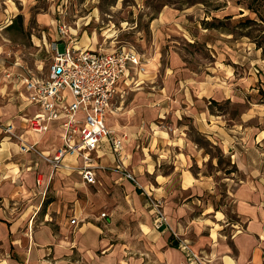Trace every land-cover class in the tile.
Returning <instances> with one entry per match:
<instances>
[{"label":"crops","instance_id":"crops-1","mask_svg":"<svg viewBox=\"0 0 264 264\" xmlns=\"http://www.w3.org/2000/svg\"><path fill=\"white\" fill-rule=\"evenodd\" d=\"M30 1L1 0L4 26L19 14L15 2ZM162 6L148 21L155 31L167 23L178 29L180 23L183 31L190 23L177 15L187 12ZM232 9L222 19L211 17L209 26L200 31L192 28V33L205 40L212 59L200 71L166 68L157 94L165 101L138 93L131 100L126 98L152 83L142 60V71L129 67L117 80L104 124L121 140V164L117 165L108 139H101L89 162L92 183L81 178L82 162L75 155H64L56 168L44 160L61 145L59 122L49 120L44 130H30L29 121L38 108L27 101L21 81L29 69L18 63L4 66L0 59V264H178L185 256L174 234L186 240L192 252L209 258V264H264V129H247L207 107L210 100H228L242 109L246 101L242 120L259 116L264 109V19L257 10ZM37 18L50 24L42 14ZM235 18L240 27L262 26L261 38L250 37L248 32L233 37L236 32L211 23L226 20L229 25ZM29 74L34 78L47 75ZM176 78L180 81L172 85ZM63 93L71 101L69 93ZM249 93L257 94L258 101L247 98ZM129 100L146 106L130 107L129 103L123 108V101ZM161 116L169 117L168 130L160 125ZM181 116L190 117L203 139L225 152L243 175L224 183L228 210L235 217H225L222 208L215 206L219 194L211 176L189 169L192 164L200 168L208 156L185 136V127L176 124ZM154 118L158 120L153 122ZM6 124L19 140L3 131ZM19 142L32 144L33 149L21 152ZM142 186L163 199L166 224L162 229L152 226ZM121 218L136 232L133 236L129 231L127 242L113 235ZM123 236L118 234V238ZM135 237L142 244L139 248L130 245Z\"/></svg>","mask_w":264,"mask_h":264},{"label":"rangeland","instance_id":"rangeland-1","mask_svg":"<svg viewBox=\"0 0 264 264\" xmlns=\"http://www.w3.org/2000/svg\"><path fill=\"white\" fill-rule=\"evenodd\" d=\"M250 1L31 0L21 5L15 2L19 14L11 19L14 21L10 28L4 26L6 23L4 21L5 17L0 15V59L3 61L4 66L18 63L24 66L25 70L29 69L30 71L28 70V73L42 75L48 72L50 57L55 51L67 46L94 48L102 51H117L122 48L133 49L139 55L140 59L146 63V69L152 75V80H150L152 83L143 84L142 88L136 89L137 91L135 90L133 93H128L126 98L131 100L137 96L134 93H138L141 97H157V101L160 103L163 99L159 98L157 94L160 87L164 85L166 68H173L175 66V68H181L187 73L189 71H200L212 59L208 48L205 46V40L196 36L195 32L192 33V28L200 31V29L209 26V21H212L211 17L217 16L222 19L223 14H229L235 11V9H232L234 6L246 7ZM160 3H164L163 6L188 13L187 15L182 14L181 11L177 13L179 17H183L182 20L190 22L187 23L183 31L181 30L183 28L180 23L178 24L180 29L173 28L172 23L157 26L155 28L157 29L156 31L153 27H149L148 21L151 17L157 16L156 9ZM252 6L256 8L259 15L264 19V0H260L258 4L254 3ZM2 8L3 4L0 0V11H3ZM40 14L45 16L47 22L50 24L46 25L45 22H39L40 20L37 17ZM247 16L254 17L251 15ZM158 19L160 18L158 17ZM237 19L231 20L229 25L226 20H221L220 24L216 21L211 23L213 25H219L217 28L224 31L230 30L236 32L233 37L237 36V33L248 32L250 37L254 36L257 40L261 38L258 30H261L262 26L249 23L246 25L247 27H240L235 22ZM59 23H64L67 26V32L63 35L57 30ZM190 36H195V38ZM182 80H188V78ZM179 81L180 79L176 78V81H173L172 85H175V83L178 84ZM2 84V80H0V85ZM182 84L186 86L183 82ZM148 88L151 90H148ZM148 91L150 93L146 94ZM181 95V100H183V93ZM245 96L247 98L252 96L255 101H258L259 98L255 93H249ZM130 100L123 101V108L125 104L130 103ZM163 101H165V98ZM167 101L169 100L167 99ZM134 102H136V99H134ZM129 106L144 107L146 105L137 102L136 104L130 103ZM163 106L165 107V105ZM246 106L247 103L244 101L243 108L239 109L237 104L230 103L228 100L214 102L210 100L207 104L210 112L221 114L225 118L238 124H243L247 129L252 127L264 129V109L261 115L249 120H242V117L246 118L242 114ZM156 117L158 116L156 115ZM157 120L158 118H154L153 122ZM159 120H161L160 125L168 130L166 124H171L169 117L161 116ZM176 124H182L185 127L183 129L185 136L191 142L201 147L204 153L207 152L208 159L200 168L192 164L189 169L195 174L201 172L204 175L211 176L216 185L215 192L219 194L215 206L222 208L225 217H235L228 210V201L224 194V183H231L229 179L235 180V178H242L243 175L237 170L234 164L231 165L225 162L228 155L225 152L223 153L221 149L220 151L224 158H222L220 163H216V158L219 157L218 146L203 139L202 134L195 130L192 125L190 117L181 116ZM174 133H178V130ZM262 157V166L264 167V144ZM212 160L215 163L214 165L211 164ZM143 188L155 197L149 188ZM143 198V204H145V195ZM155 198L160 201L163 211V199ZM144 208L146 210L148 209L146 206ZM164 216L166 217L165 213ZM128 222V220L121 218L120 221L115 223L118 231L116 235H113L117 241L127 242L129 239L126 237L129 231L135 236L136 232ZM120 233L126 234V236L118 238V234ZM133 239L136 240L131 241L130 245H136L138 248L142 246L136 237Z\"/></svg>","mask_w":264,"mask_h":264},{"label":"built area","instance_id":"built-area-1","mask_svg":"<svg viewBox=\"0 0 264 264\" xmlns=\"http://www.w3.org/2000/svg\"><path fill=\"white\" fill-rule=\"evenodd\" d=\"M57 30L63 35L67 32V26L59 23ZM129 67L143 70L141 59L133 49L102 51L67 46L56 50L51 56L45 78L30 77L28 72L21 77L27 101L38 108V113L29 121L30 130H44V123L49 120L59 122L61 145L53 156L43 157L52 168L61 165L64 155H75L82 162L79 167L81 178L86 183H92L94 175L89 164L91 153L103 138L108 139L117 165L121 164V140L105 126L104 117L115 83ZM65 90L71 96L69 102L63 93ZM3 131L19 140L10 124H6ZM18 147L21 152L33 149L32 144L22 142H19ZM123 175L136 183L129 173L124 172ZM143 193L145 205L152 214V226L155 229L164 228L166 221L160 201L145 190ZM174 236L185 256V260L178 264H209V258L192 252L186 240Z\"/></svg>","mask_w":264,"mask_h":264},{"label":"trees","instance_id":"trees-1","mask_svg":"<svg viewBox=\"0 0 264 264\" xmlns=\"http://www.w3.org/2000/svg\"><path fill=\"white\" fill-rule=\"evenodd\" d=\"M259 1H260V0H251V1L249 2V4L246 5V8H248V9H250V10H252V11H256V8L253 7L252 5H253L254 3H257V4H258ZM163 4H164V3H160V4L158 5V7H157L156 10H159L160 7H161ZM17 18H18V17H17ZM246 21L249 22L248 19H246ZM12 24H13V20H12V22H11L9 25H7L6 27H7V28H10V27L12 26ZM213 102H214V101H213ZM208 145H210V144L208 143ZM217 150H218V152H219V157L216 158V163L218 164V163H220V162L222 161V158H224V156L222 155V153H221L219 147L217 148ZM205 153H207V152H205ZM225 162H226L227 164H231V165H233L232 163H230L229 157H226ZM234 168H235V167H234ZM193 174H194V173H193Z\"/></svg>","mask_w":264,"mask_h":264},{"label":"water","instance_id":"water-1","mask_svg":"<svg viewBox=\"0 0 264 264\" xmlns=\"http://www.w3.org/2000/svg\"><path fill=\"white\" fill-rule=\"evenodd\" d=\"M172 244H173V245L176 244V241H173Z\"/></svg>","mask_w":264,"mask_h":264}]
</instances>
